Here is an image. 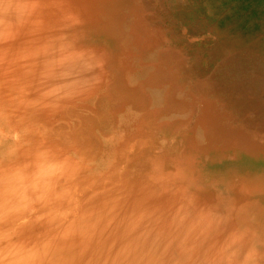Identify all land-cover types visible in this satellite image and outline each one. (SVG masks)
I'll return each mask as SVG.
<instances>
[{
	"label": "rangeland",
	"instance_id": "374dc122",
	"mask_svg": "<svg viewBox=\"0 0 264 264\" xmlns=\"http://www.w3.org/2000/svg\"><path fill=\"white\" fill-rule=\"evenodd\" d=\"M0 20V157L67 165L15 241L88 264L71 224L137 264H264V0H0Z\"/></svg>",
	"mask_w": 264,
	"mask_h": 264
},
{
	"label": "clouds",
	"instance_id": "9594fccd",
	"mask_svg": "<svg viewBox=\"0 0 264 264\" xmlns=\"http://www.w3.org/2000/svg\"><path fill=\"white\" fill-rule=\"evenodd\" d=\"M4 10L7 11V6ZM3 24L4 21L0 20V26ZM2 36L3 32L0 31V37ZM66 171L65 162L52 159L44 152L36 153L27 163L11 161L7 166L0 157V264H43L45 258L50 259V242L42 247L27 246L23 242L15 241L10 231L3 226L13 217L36 211L35 205L47 207L53 199H60L55 188ZM67 214L46 213L51 216L52 221ZM38 219H43V216ZM70 235L80 237L81 256L91 249L88 264H137L136 250L129 244L121 246L113 253L111 247L92 248L95 235L92 231L84 228L74 230L70 224L63 232V237Z\"/></svg>",
	"mask_w": 264,
	"mask_h": 264
}]
</instances>
